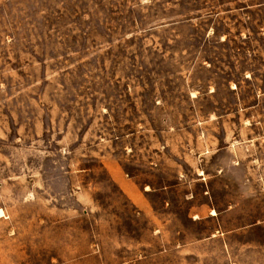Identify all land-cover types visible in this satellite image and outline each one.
Instances as JSON below:
<instances>
[{
  "label": "rangeland",
  "instance_id": "rangeland-1",
  "mask_svg": "<svg viewBox=\"0 0 264 264\" xmlns=\"http://www.w3.org/2000/svg\"><path fill=\"white\" fill-rule=\"evenodd\" d=\"M0 264H264V0H0Z\"/></svg>",
  "mask_w": 264,
  "mask_h": 264
},
{
  "label": "crops",
  "instance_id": "crops-1",
  "mask_svg": "<svg viewBox=\"0 0 264 264\" xmlns=\"http://www.w3.org/2000/svg\"><path fill=\"white\" fill-rule=\"evenodd\" d=\"M110 175L120 190L127 196L131 203L138 208V210L143 212H148L150 210V203L129 176H126V174L116 166H112L110 169Z\"/></svg>",
  "mask_w": 264,
  "mask_h": 264
}]
</instances>
